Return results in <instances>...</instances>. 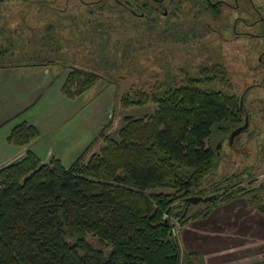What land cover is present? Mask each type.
Listing matches in <instances>:
<instances>
[{
    "label": "trees",
    "instance_id": "trees-1",
    "mask_svg": "<svg viewBox=\"0 0 264 264\" xmlns=\"http://www.w3.org/2000/svg\"><path fill=\"white\" fill-rule=\"evenodd\" d=\"M115 6L112 2L95 8L83 6V10L90 16L88 22L112 28L119 19ZM202 8L205 14L201 16L211 14L205 0ZM189 9L181 20L194 25L197 12L194 6ZM95 12L101 17L91 18ZM79 20L85 21V16ZM52 28L50 24L45 29L48 37ZM182 32L190 33L186 28ZM99 49L102 59H108L103 47ZM35 54L42 61L9 65L57 64L53 57L46 59L49 53ZM203 70L206 80L226 76L219 64ZM198 77L185 74L176 84L167 73L161 82L164 87L157 85L151 93H124L123 106L153 102L154 113L145 118L125 117L118 139L104 134L108 122L99 134L105 145L86 162H82V153L69 166L55 157L43 163L27 150L2 166L0 264H180L182 254L171 217L181 225L188 219L190 204L184 198L199 194L195 190L202 176L217 165V140L243 122L240 95L211 85L202 87ZM99 78L95 72L72 68L61 89L66 97L74 98ZM37 135V128L23 121L12 128L8 140L24 145ZM240 182L221 183L212 192L216 196L211 204L244 197L237 190ZM250 202L264 214V203H257L256 197ZM209 212L210 207L200 216ZM185 255L199 258L196 253ZM252 264H264V260Z\"/></svg>",
    "mask_w": 264,
    "mask_h": 264
},
{
    "label": "rangeland",
    "instance_id": "rangeland-1",
    "mask_svg": "<svg viewBox=\"0 0 264 264\" xmlns=\"http://www.w3.org/2000/svg\"><path fill=\"white\" fill-rule=\"evenodd\" d=\"M254 2L260 4L258 0ZM262 3L264 4V0ZM23 7L28 10L25 21L21 18ZM37 7V4L29 0L23 3L21 0H0V65L42 61L35 59V53L38 51L51 54L46 59L53 57L57 62L50 65L47 70L58 76L55 80L51 78L49 88L41 87L36 92L37 86H34L26 75L27 70L30 71L29 66L23 65L21 74L26 76L24 79L21 75L22 108L7 124V127H11L25 121L42 132L38 137L42 140L34 145L40 157L44 159L48 152L53 150V155L58 157L64 166H69L84 153L82 162H86L92 153H98L105 145L99 134L108 122L110 125L104 130V134L118 139V130L124 124L125 117L145 118L154 113L156 104L153 102L143 106H123L120 98L124 93L130 91L151 93L157 85L162 86L161 82L167 73L173 75L176 84L182 82L185 74L193 78L201 76L198 78H201L202 87L211 85L242 96L241 124L244 123L247 114L248 126L231 144L228 136L217 140V143L221 142L217 165L202 176L201 183L195 191L199 192L197 195L207 197L225 180L240 179L237 190L245 193V196L241 197L247 204L256 208L250 202L254 197L258 200L257 203H264V53H262L264 39L252 36L254 28L238 22L236 26L238 35L230 33L225 40L216 31H212L209 15L201 16L196 34L190 32L181 35L173 30L136 26L126 21L131 17L126 13L120 16L119 12L118 22L112 23V28L102 26L101 23L88 22L87 18L90 16L86 15L82 4L77 2L72 4L70 2L68 8L58 15L44 11L41 14ZM235 12L234 10L233 13ZM106 15L108 12L102 17ZM81 16H85V21L79 20ZM95 17L101 16L95 12L91 18ZM48 24L53 26L50 37L45 31ZM242 31L247 32L245 36L241 35ZM56 40L59 44L57 46ZM43 42L46 43L42 46ZM101 47L108 56L106 60L102 59L99 49ZM57 54H61L63 58L58 59ZM214 64L221 65L226 76L219 81L206 80L207 72L203 69ZM72 68L95 72L101 78L82 95L74 99L66 98L69 100L68 109H73V112L55 134L61 133L63 136H59L61 137L59 143L74 135L82 140L76 148L73 146L64 148L58 142H51L52 138L47 141L48 137L55 134H49L46 139H43L42 135L49 128V124L55 123L53 119L60 113L56 110L57 106L61 105L57 99V92L62 95L59 88L66 73ZM42 95L46 97L43 99ZM65 128L71 130V133ZM77 148L78 151H75ZM157 190L159 189L153 191ZM211 203L212 200L191 203L187 218L202 215L207 208L214 206ZM171 220L177 236L181 224L175 217H171ZM185 256L182 257L180 264L188 262L199 264L198 257ZM193 258L197 260L196 263L190 261Z\"/></svg>",
    "mask_w": 264,
    "mask_h": 264
},
{
    "label": "crops",
    "instance_id": "crops-1",
    "mask_svg": "<svg viewBox=\"0 0 264 264\" xmlns=\"http://www.w3.org/2000/svg\"><path fill=\"white\" fill-rule=\"evenodd\" d=\"M6 66L0 67V168L20 157L27 150L33 151L43 163L49 161L51 157L58 158L53 155V150L49 151L44 159L35 151L34 145L42 140L38 138L42 134L39 130L38 135L24 145L8 140L12 128L18 123L11 127H7V124L22 108L21 75L23 74L21 72L23 66ZM29 69L31 72L27 70L26 75L32 84L37 86L35 92L41 87H48V84L52 82L51 78L55 80L56 74L47 70L49 67L29 66ZM26 75H23L24 79ZM61 87L62 85L59 90L62 95L57 92V99L61 105H58L56 109L60 113L56 114V119H53L55 123L49 124V128L43 133V139L60 130L59 127L69 120L73 112V109H68L69 100L66 99L68 97L64 95ZM45 97L43 96V99ZM65 130L71 133V130L67 128ZM66 134L69 133L66 132ZM59 136L63 137L61 133L55 134L53 137H48L47 141L52 138L51 142H58L64 148H69V146L76 148L82 140L75 135L66 136L67 140L59 143L61 140ZM75 151H78V148ZM73 156L74 153L70 157L71 160ZM176 237L182 257L184 258L185 254L196 253L199 256L198 261L203 264H252L264 260V214L249 206L243 197L210 207V212L206 216L188 218L180 226ZM190 261L197 262L195 258Z\"/></svg>",
    "mask_w": 264,
    "mask_h": 264
},
{
    "label": "flooded vegetation",
    "instance_id": "flooded-vegetation-1",
    "mask_svg": "<svg viewBox=\"0 0 264 264\" xmlns=\"http://www.w3.org/2000/svg\"><path fill=\"white\" fill-rule=\"evenodd\" d=\"M27 0H21L23 3ZM33 4H37L39 13L43 11L49 14H56L65 11L68 6L74 2L82 4V6L102 7L110 1L115 3V10L120 13V16L127 14L131 17L129 21L136 26L145 25L147 27L162 28L163 30H176L184 35L183 29L197 33V28L201 23V15L203 13L202 0H29ZM255 0H205L206 6L210 7L209 20L211 21L212 31H216L221 38L228 39L230 33H236L238 22L250 25L254 28L251 32L252 36L257 39H264V4L262 0H258L260 4H256ZM191 6H194L197 14L194 17V25L181 20L185 12L190 13ZM43 9V10H41ZM236 11L233 13V11ZM22 21H25L27 9L23 7ZM235 14V15H234ZM233 15V17H231ZM180 20L178 21L177 19ZM142 22V24H140ZM179 22L182 25H179ZM49 25V24H48ZM46 25L45 28L48 27ZM249 27V26H248ZM180 28V30H178ZM194 28V29H193ZM199 29V28H198ZM245 33L241 35L245 36ZM190 34V33H189ZM264 53V48L262 50ZM261 60V54L260 58Z\"/></svg>",
    "mask_w": 264,
    "mask_h": 264
},
{
    "label": "water",
    "instance_id": "water-1",
    "mask_svg": "<svg viewBox=\"0 0 264 264\" xmlns=\"http://www.w3.org/2000/svg\"><path fill=\"white\" fill-rule=\"evenodd\" d=\"M240 104L242 105V96L240 97ZM248 126V115H245L244 118V123L237 126L236 128H234L229 134H228V140L229 143L231 144L234 140V138L242 131L244 130L246 127ZM221 145V142H218L216 145V150H217V154L219 153V147ZM216 196V194H211L207 197H203L200 195H190L184 198V200L189 203V204H195L198 203L199 201H211L214 197Z\"/></svg>",
    "mask_w": 264,
    "mask_h": 264
}]
</instances>
